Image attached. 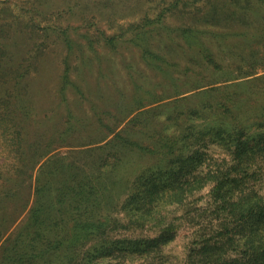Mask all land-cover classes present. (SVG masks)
<instances>
[{"label": "trees", "instance_id": "16d2710c", "mask_svg": "<svg viewBox=\"0 0 264 264\" xmlns=\"http://www.w3.org/2000/svg\"><path fill=\"white\" fill-rule=\"evenodd\" d=\"M216 1L205 21L220 23L230 16L242 21L249 8L241 2L251 0H220V5ZM257 1L259 26L264 30V0ZM29 7L32 21L38 13L53 12L46 0H30ZM10 17L0 15V42L17 23ZM50 28L71 51L74 41L68 33L58 26L42 30ZM203 31L197 25L184 27L181 37L188 46L201 45L195 57L220 70L207 48L202 50ZM140 36L137 33L131 39L140 40ZM5 55L0 51V264H90L86 247L107 242L116 232L152 229L153 224L158 226L154 237L112 240L106 256L117 259L128 253L144 257L154 252L151 258L160 260L161 250L175 239L178 229L173 221L161 226L163 210L171 204L183 206L207 187L215 221L210 230L195 236L184 264H264V73L236 76L222 86V99L190 112L188 118L201 120L198 129L190 125L179 134L172 127H166L170 128L166 133L156 130L155 137H149L155 143L149 151L163 164L164 176L138 185L142 173L132 181L110 180L109 175L120 166L127 165L128 170L138 167L137 161L130 164L125 152L139 150L138 144L129 141L127 147L120 135L97 149L83 167L50 161L39 166L50 148L45 150L41 140L29 138L27 122L33 112H29V100H22V96L27 98L22 89L27 71L21 64L5 66ZM142 56L149 67L168 77L165 57L149 46L142 47ZM261 63L264 65V58ZM238 95L244 99L235 101ZM35 125L43 128V119ZM214 144L221 149L222 158H212L209 153ZM128 170L114 174H127ZM24 211L23 222L10 231Z\"/></svg>", "mask_w": 264, "mask_h": 264}, {"label": "rangeland", "instance_id": "374dc122", "mask_svg": "<svg viewBox=\"0 0 264 264\" xmlns=\"http://www.w3.org/2000/svg\"><path fill=\"white\" fill-rule=\"evenodd\" d=\"M29 1L0 0V15L12 18L11 14L17 21L8 35H2L0 51L6 54L5 66L21 64L27 71L28 77L22 83L27 98L22 96V100H29V112H33L27 122L29 138L41 140L45 150L50 148L39 166L50 161L83 167L97 149L120 135L126 146L129 141L138 144L139 150H125L130 164L137 161L138 167L128 170L127 165L122 166L127 174H114L124 170L121 166L116 168L109 175L112 182L118 178L132 181L141 173L143 178L138 185L148 178L163 177L165 168L151 155L149 150L155 143L149 137H155L156 130L166 133L171 127L179 129L174 131L177 134L190 125L198 129L201 120L188 118L190 112L222 99V86L233 82L236 76L252 71L264 73V30L259 26L261 7H256L257 0L241 2V6L249 8L242 21L230 16L220 23L204 20L214 0H46L53 12L45 16L38 13L33 21ZM216 3L221 4L220 0ZM195 25L206 30L200 33L202 50L207 48L221 71L195 57L201 45L184 43L181 30ZM45 26L66 31L74 41L72 50L64 47L52 28L42 30ZM137 33L142 34L141 39L132 41ZM143 46L165 57L168 77L146 64ZM243 99L241 95L234 98ZM42 119L44 126L38 128L35 122ZM210 147L212 158H222L216 144ZM71 159L75 162L69 163ZM208 192L209 187L190 197L183 206L165 207L161 226L173 221L178 229L175 239L161 250L160 260L151 258L154 252L144 257L128 253L117 259L106 256L112 240L154 237L158 226L153 224L152 229L116 232L109 241H96L86 247L90 264H184L195 236L211 229L215 221ZM32 201L31 194L29 208ZM25 216L26 211L10 231Z\"/></svg>", "mask_w": 264, "mask_h": 264}]
</instances>
